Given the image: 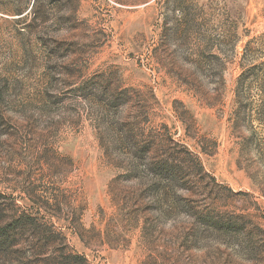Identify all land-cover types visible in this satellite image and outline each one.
I'll return each instance as SVG.
<instances>
[{
  "label": "rangeland",
  "instance_id": "1",
  "mask_svg": "<svg viewBox=\"0 0 264 264\" xmlns=\"http://www.w3.org/2000/svg\"><path fill=\"white\" fill-rule=\"evenodd\" d=\"M32 3L0 0V264H264V0Z\"/></svg>",
  "mask_w": 264,
  "mask_h": 264
},
{
  "label": "trees",
  "instance_id": "2",
  "mask_svg": "<svg viewBox=\"0 0 264 264\" xmlns=\"http://www.w3.org/2000/svg\"><path fill=\"white\" fill-rule=\"evenodd\" d=\"M40 0H33L32 8H36ZM169 175H170V181L174 180L177 176V171L173 167H169ZM11 226L5 225L0 228V238H2V243L6 240L4 236L6 235V231L10 229Z\"/></svg>",
  "mask_w": 264,
  "mask_h": 264
}]
</instances>
